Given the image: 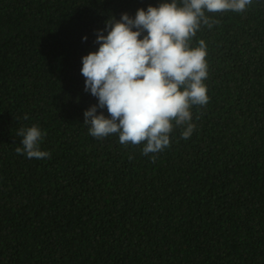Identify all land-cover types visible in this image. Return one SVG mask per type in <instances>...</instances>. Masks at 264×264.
Returning a JSON list of instances; mask_svg holds the SVG:
<instances>
[{
  "label": "trees",
  "instance_id": "obj_1",
  "mask_svg": "<svg viewBox=\"0 0 264 264\" xmlns=\"http://www.w3.org/2000/svg\"><path fill=\"white\" fill-rule=\"evenodd\" d=\"M162 2L0 0V264H264V0L206 13L219 24L192 44L210 99L189 139L143 155L84 124L97 30ZM34 124L50 158L15 151Z\"/></svg>",
  "mask_w": 264,
  "mask_h": 264
},
{
  "label": "clouds",
  "instance_id": "obj_2",
  "mask_svg": "<svg viewBox=\"0 0 264 264\" xmlns=\"http://www.w3.org/2000/svg\"><path fill=\"white\" fill-rule=\"evenodd\" d=\"M252 3L163 0L159 6L138 9L134 18L127 13L119 20L110 17L105 29L97 30L98 50L82 57L84 90L98 101L84 112L89 135L103 139L116 134L121 145H143V155L168 148L174 128L182 129L181 139H189L196 129L193 107L206 106L210 99L207 44L199 39L193 46V38L202 26L219 24L206 13H243ZM105 108L107 116L98 112ZM16 135L22 138L17 155L51 157L41 150L46 132L38 125L21 127Z\"/></svg>",
  "mask_w": 264,
  "mask_h": 264
}]
</instances>
